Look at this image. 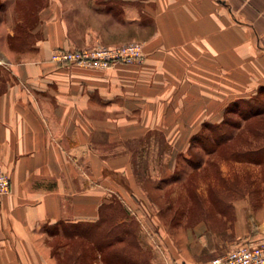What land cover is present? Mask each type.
<instances>
[{"label":"crops","instance_id":"1","mask_svg":"<svg viewBox=\"0 0 264 264\" xmlns=\"http://www.w3.org/2000/svg\"><path fill=\"white\" fill-rule=\"evenodd\" d=\"M0 2V164L11 180L0 197V264H64L48 226L98 223L117 204L131 219L146 199L137 171L166 169L202 123L264 95V0ZM128 42L142 43L140 63L97 69L49 59L56 48ZM258 183L234 200V221L222 229L200 220L175 244L162 234L168 257L205 264L251 233L249 218L264 234ZM150 245L145 258L67 264H167Z\"/></svg>","mask_w":264,"mask_h":264},{"label":"rangeland","instance_id":"2","mask_svg":"<svg viewBox=\"0 0 264 264\" xmlns=\"http://www.w3.org/2000/svg\"><path fill=\"white\" fill-rule=\"evenodd\" d=\"M28 1L35 4L41 0ZM12 44L20 46L25 43ZM241 105V113L254 109L264 110V95H258ZM224 116L227 124L218 123V128L212 131L204 129L202 133L208 136V140L204 139V143L192 142L186 152L176 155L174 160H169L166 169L146 171L144 174L142 171L136 172L140 182L137 192L145 194L146 199L138 203L141 212L132 215L131 219L124 220L123 211L117 206L98 223L81 224L82 227L93 226L94 234L87 238L76 235L66 237L61 227L48 226L46 230L52 236L50 242L55 244L56 256L66 263L74 257L103 255L126 259L145 258L149 257L146 247L151 244L150 246L159 250L163 259L167 258V264H177L179 261L171 260L168 250L162 247L163 241L159 239L162 234L165 235L164 242L175 244L182 227L187 229L200 220L210 221L218 229H222L229 220L233 222L234 200L244 197L245 193H255L258 191L256 183L264 181V121L258 120L264 118V112L246 120L237 112H226ZM221 129L231 135L225 144L213 142ZM236 161L243 162V165ZM245 161L250 164L244 163ZM252 163L262 164L263 167L260 165L259 168V165ZM119 180L123 183V176ZM255 198L257 197L254 194L250 196L252 211L259 204L254 201ZM217 213L222 216H217ZM251 223L254 225L252 218H249L251 233L239 239L238 244L264 238V234H258ZM114 224L118 226L110 232L108 227ZM102 229L105 230L106 239H113L112 246H104L101 254L99 250L90 249L93 247L90 241L101 240L99 230L103 233ZM123 231L127 233L124 234ZM102 241L99 244L101 248V243L104 244L107 240ZM61 245L68 246L60 251L58 247Z\"/></svg>","mask_w":264,"mask_h":264},{"label":"built area","instance_id":"3","mask_svg":"<svg viewBox=\"0 0 264 264\" xmlns=\"http://www.w3.org/2000/svg\"><path fill=\"white\" fill-rule=\"evenodd\" d=\"M144 57L142 43L128 42L113 46L97 45L84 48H56L50 61L60 65L108 69L117 64L140 63ZM5 62L0 60V64ZM10 175L0 164V197L10 191ZM177 264H188L179 262ZM205 264H264V238L248 240L233 250L212 257Z\"/></svg>","mask_w":264,"mask_h":264},{"label":"trees","instance_id":"4","mask_svg":"<svg viewBox=\"0 0 264 264\" xmlns=\"http://www.w3.org/2000/svg\"><path fill=\"white\" fill-rule=\"evenodd\" d=\"M261 91H262V88L260 89ZM260 90H259V92H260ZM253 98H257L256 96L255 97H253ZM253 98H251V99H253ZM250 100V99H249ZM246 101H248V100H244V99H239V100H235V101H233L231 104H229V105H227L226 106V108H225V113L226 112H237L238 114H240L241 116H243V118H245V120L247 119V118H250V117H254V116H257V115H259V114H261V113H263L264 112V110H261V111H258V110H256V109H254V110H252L251 112H248V113H241V111H239V109H240V107L242 106L241 104L243 103V102H246ZM259 121H264V118H261V119H258ZM227 124L228 122L226 121V117L224 116V118H223V120L220 122V124ZM220 124H214V123H209V122H204V123H202V126H201V131L198 133V134H196V135H194L192 138H191V142H200V143H202V141H203V143H204V139H207L208 140V136H204L203 134L204 133H202V131L204 130V129H207V130H209V131H212V129H214V128H218L217 126H219ZM237 128H239V126H236ZM231 135L226 131V130H222L221 129V132L220 133H218L217 135H216V140L214 139L213 140V142H215V141H217V142H215V143H226V140H229L231 137H230ZM249 159H252V157H250ZM254 159H256V158H254ZM117 206H119V204H117V205H114V207L112 208V210L111 211H113V209L115 208V207H117ZM108 213V212H107ZM107 215V214H106ZM105 215V216H106ZM109 216L110 217H113L112 215H111V213H109ZM91 225V224H90ZM55 226H59V227H61V230H62V233H63V235H65L66 237H68V236H70V235H76V236H81V237H88V236H90L91 234H94L93 232H94V229H93V226H85V227H82V225H81V223H63V222H59V223H57V224H55ZM118 226V224H114V226H112V225H110V228L108 227V229L110 230V232H112L113 231V229L115 228V227H117ZM103 230V229H102ZM101 230V231H102ZM108 230V231H109ZM95 233H96V231H95ZM104 233V234H103ZM103 233H100V230H99V236H100V238L99 239H101V240H103V241H105V240H107V241H105L104 242V244L103 243H101L103 246H102V248L101 247H99V244H100V242H101V240H98V239H95V240H93V241H90L91 242V245L93 246V247H95V248H90V249H95V250H99V251H101V254L103 253V247L105 246V247H107V246H109L110 244H112L111 242H112V239L113 238H111V239H106V236H105V230H103ZM123 233L124 234H126L127 232L126 231H123ZM119 234H122V233H119ZM118 236V235H117ZM114 237H116V235L114 236ZM119 238H121V237H119ZM102 241V242H103ZM105 243H107V245H105ZM103 258L105 257L104 255L102 256ZM75 259H79V258H85V257H74ZM73 258V259H74ZM86 258H88V257H86ZM90 258H94V257H90ZM120 258V257H119ZM63 263L64 264H67L66 262H64L63 261Z\"/></svg>","mask_w":264,"mask_h":264}]
</instances>
